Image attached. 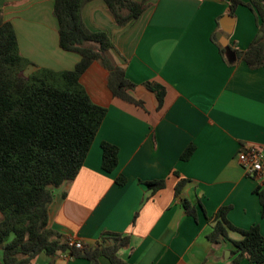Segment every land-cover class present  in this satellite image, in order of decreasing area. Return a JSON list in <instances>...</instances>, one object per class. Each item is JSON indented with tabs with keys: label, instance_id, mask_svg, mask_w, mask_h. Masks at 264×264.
I'll list each match as a JSON object with an SVG mask.
<instances>
[{
	"label": "crops",
	"instance_id": "1",
	"mask_svg": "<svg viewBox=\"0 0 264 264\" xmlns=\"http://www.w3.org/2000/svg\"><path fill=\"white\" fill-rule=\"evenodd\" d=\"M148 8L135 21L119 26L104 0H91L83 19L91 30H103L114 42L113 61L137 84L133 94L145 101L135 106L115 98L108 70L94 61L80 77L91 100L107 108L77 176L54 188L50 225L69 238L93 244L105 231L129 237L118 255L134 264L234 263L229 229L218 243L208 235L214 215L228 207L227 219L237 228L258 224L264 236L263 206L258 190L264 177L246 174L240 151L264 148V65L251 67L238 59L259 32L255 13L240 4L232 13L229 0H137ZM54 0H0V15L13 22L20 52L39 67L71 70L81 56L59 45ZM231 17H230V16ZM235 52L230 61L219 46ZM166 87L161 109L145 86ZM119 149L113 172L102 167V143ZM194 146L191 157L181 158ZM126 177L120 185L116 178ZM164 180L152 189L148 181ZM184 181L176 195V185ZM194 205L189 213L183 205ZM100 264H112L101 256ZM33 264H90L65 253H40Z\"/></svg>",
	"mask_w": 264,
	"mask_h": 264
},
{
	"label": "trees",
	"instance_id": "2",
	"mask_svg": "<svg viewBox=\"0 0 264 264\" xmlns=\"http://www.w3.org/2000/svg\"><path fill=\"white\" fill-rule=\"evenodd\" d=\"M91 0H54L53 13L57 18L59 45L81 58L71 70L57 71L39 67L30 74L25 70L34 64L22 55L13 22L0 15V264H33L40 253L55 256L86 258L90 264H100L101 256L112 264H134L118 255L121 247L129 245V237L105 231L97 243L81 248L69 244V237L50 225L49 207L54 200V188L73 180L105 118L107 108L94 103L80 82V77L94 61L108 70V87L115 98L139 107L145 101L133 91L137 84L126 70L117 65L109 51L114 42L107 32L91 30L83 19V8ZM115 23L127 25L137 20L148 8L145 1L104 0ZM233 13L240 4L251 9L259 32L245 50H235L238 59L251 67L264 65V0H229ZM221 53L225 48L218 43ZM144 86L155 93L161 109L166 87L157 81H146ZM102 167L113 172L118 166L119 149L103 142ZM194 146L189 145L181 155L187 160ZM119 175L116 181L126 183ZM156 190L164 180L148 181ZM184 181L176 185V195ZM263 206L264 188L258 190ZM187 212L194 213V205L183 199ZM228 207L214 215L215 225L208 235L218 243L228 230H238L243 238L233 240L237 263L248 259L252 264H264V236L258 224L240 229L227 219Z\"/></svg>",
	"mask_w": 264,
	"mask_h": 264
},
{
	"label": "built area",
	"instance_id": "3",
	"mask_svg": "<svg viewBox=\"0 0 264 264\" xmlns=\"http://www.w3.org/2000/svg\"><path fill=\"white\" fill-rule=\"evenodd\" d=\"M238 160L245 172L249 176L264 177V148L260 146H250L238 154ZM69 244L77 248L84 246L83 242L69 238Z\"/></svg>",
	"mask_w": 264,
	"mask_h": 264
},
{
	"label": "water",
	"instance_id": "4",
	"mask_svg": "<svg viewBox=\"0 0 264 264\" xmlns=\"http://www.w3.org/2000/svg\"><path fill=\"white\" fill-rule=\"evenodd\" d=\"M221 43L225 46L226 55L228 56L229 60L234 61L236 59L235 52L233 50H231L230 47L227 46L224 42L221 41Z\"/></svg>",
	"mask_w": 264,
	"mask_h": 264
},
{
	"label": "rangeland",
	"instance_id": "5",
	"mask_svg": "<svg viewBox=\"0 0 264 264\" xmlns=\"http://www.w3.org/2000/svg\"><path fill=\"white\" fill-rule=\"evenodd\" d=\"M1 254H2V250L0 249V256H1Z\"/></svg>",
	"mask_w": 264,
	"mask_h": 264
}]
</instances>
